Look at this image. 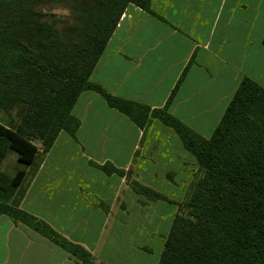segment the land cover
<instances>
[{"label": "crops", "instance_id": "0c3cea01", "mask_svg": "<svg viewBox=\"0 0 264 264\" xmlns=\"http://www.w3.org/2000/svg\"><path fill=\"white\" fill-rule=\"evenodd\" d=\"M150 8L154 14L133 4L125 8L89 79L118 98L165 108L208 138L243 78L264 87V0H151ZM71 113L79 120L75 139L58 133L18 207L83 246L95 264H144L138 256L149 249L137 241L135 213L146 194L135 187L178 194L182 188L165 174L189 152L155 117L149 120L172 130L174 140L144 138L146 127L90 89L79 94ZM90 161L124 172L107 174ZM0 264L81 263L0 214Z\"/></svg>", "mask_w": 264, "mask_h": 264}, {"label": "trees", "instance_id": "16d2710c", "mask_svg": "<svg viewBox=\"0 0 264 264\" xmlns=\"http://www.w3.org/2000/svg\"><path fill=\"white\" fill-rule=\"evenodd\" d=\"M151 0H0V109L17 120L0 123V162L8 150L20 165L1 178L0 214L22 222L66 249L81 264H95L80 244L45 221L8 203L41 151L60 131L73 139L79 120L71 109L83 90H93L143 131L149 116L173 128L205 170L194 185L188 216L175 215L158 264H264V87L243 78L220 121L206 138L165 108L118 98L90 74L129 4L153 13ZM67 9L66 15L52 8ZM264 45V36L262 39ZM173 92V91H172ZM90 164L123 173L105 162ZM137 190L160 195L137 185Z\"/></svg>", "mask_w": 264, "mask_h": 264}, {"label": "rangeland", "instance_id": "374dc122", "mask_svg": "<svg viewBox=\"0 0 264 264\" xmlns=\"http://www.w3.org/2000/svg\"><path fill=\"white\" fill-rule=\"evenodd\" d=\"M51 11L59 15H66L68 13L67 9L62 7H54ZM9 120H17L16 109L12 108L7 111L0 109V123L7 124ZM150 135L155 136V139H160L161 141L164 138L174 140L175 137L172 130H168L166 126H161L158 121L154 122L152 119H148L144 138ZM35 143L39 147L35 162L32 165L23 166L26 170V176L22 185L13 191L10 199L8 200V203L10 204L15 202L19 203L23 192L27 191L32 178L37 171V167L43 162L45 156L47 155L41 151L40 142L35 141ZM150 150H155V152L159 151L158 148ZM139 151L140 149L135 151L136 156L140 155ZM53 154L56 156L59 155V152L54 151ZM180 157V162H174L171 164V167H169L171 169L167 170L165 174L168 181L182 188L180 189V192L178 194L173 193L171 195H164L157 191V193H160V195L157 196L145 193V197L141 196V202L143 205L142 210L139 213H135V215L139 217V224H137L138 228L136 230H139L138 233L141 235L139 236L140 239L137 241L143 245L142 249H146L147 246L149 249L148 252L143 251L140 254L141 256H138V260L144 264H158L160 254L164 247L165 238L168 234L173 218L175 215H189L191 208L188 204L190 195L192 194V189L205 174V170L198 165L196 159L190 153L186 152L185 154L180 155ZM18 167H20V165L16 162L15 152L13 150H8L0 162V182L2 181L1 178L4 177L10 179ZM166 168L167 167H165V169ZM0 200H2L1 195ZM160 202L170 205L162 208V204L161 206L159 204ZM131 217L132 215H129L126 219L128 221L133 220ZM147 237L151 240L146 241ZM126 239H128V237ZM129 240L131 239L129 238Z\"/></svg>", "mask_w": 264, "mask_h": 264}]
</instances>
